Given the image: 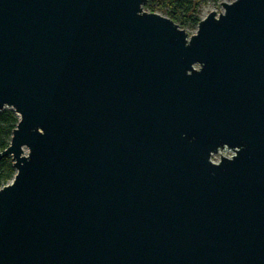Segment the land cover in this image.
<instances>
[{"label": "water", "instance_id": "1", "mask_svg": "<svg viewBox=\"0 0 264 264\" xmlns=\"http://www.w3.org/2000/svg\"><path fill=\"white\" fill-rule=\"evenodd\" d=\"M147 1L0 0V264H264V0Z\"/></svg>", "mask_w": 264, "mask_h": 264}, {"label": "trees", "instance_id": "2", "mask_svg": "<svg viewBox=\"0 0 264 264\" xmlns=\"http://www.w3.org/2000/svg\"><path fill=\"white\" fill-rule=\"evenodd\" d=\"M197 2L195 0H148L145 9L151 12H163L182 28L197 29L202 19ZM19 120V116L12 108L0 110V150L10 145L13 131ZM15 173L16 168L11 156L4 157L0 162V188L10 182Z\"/></svg>", "mask_w": 264, "mask_h": 264}, {"label": "rangeland", "instance_id": "3", "mask_svg": "<svg viewBox=\"0 0 264 264\" xmlns=\"http://www.w3.org/2000/svg\"><path fill=\"white\" fill-rule=\"evenodd\" d=\"M230 1H233V0H195V2H197L198 5L200 6V16L202 18H204L211 11H216L218 13L223 12L224 9L222 7V2H230ZM158 13L167 16L163 12L159 11ZM184 29H186V31H188L189 34H193L196 32V29H193L190 27H185ZM232 154L233 152L231 150L224 149V150H221L218 154H215L213 159L220 160V157L222 155L230 156Z\"/></svg>", "mask_w": 264, "mask_h": 264}, {"label": "built area", "instance_id": "4", "mask_svg": "<svg viewBox=\"0 0 264 264\" xmlns=\"http://www.w3.org/2000/svg\"><path fill=\"white\" fill-rule=\"evenodd\" d=\"M216 161V160H215Z\"/></svg>", "mask_w": 264, "mask_h": 264}]
</instances>
